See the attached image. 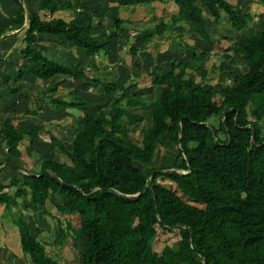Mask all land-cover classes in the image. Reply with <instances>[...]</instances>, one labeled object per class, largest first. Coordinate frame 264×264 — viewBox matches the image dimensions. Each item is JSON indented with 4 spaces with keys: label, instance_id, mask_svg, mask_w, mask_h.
Instances as JSON below:
<instances>
[{
    "label": "trees",
    "instance_id": "16d2710c",
    "mask_svg": "<svg viewBox=\"0 0 264 264\" xmlns=\"http://www.w3.org/2000/svg\"><path fill=\"white\" fill-rule=\"evenodd\" d=\"M102 1L109 5L40 0L35 11L24 0H13L18 11L0 27V39L12 41L18 40L15 31L25 28L20 45L23 66L15 76L3 75L11 92L22 90L21 85L9 84L14 78L23 82L30 74L40 82L38 98L51 110L88 108L92 99L75 90L61 94L62 82L50 81L64 76L102 89L114 110L108 115V106L87 111L69 145L42 127L0 122L6 149L0 173L5 168L14 173L0 183V221L9 217L18 228L22 254L31 264H62L47 246L68 244L76 228L73 218L78 219L84 238L82 250L75 246L78 264H264V26L242 40L237 34L239 46L227 49L236 54L243 48L249 71L231 73L229 82L221 86H205L198 83L195 70L213 55L214 38L234 41L228 34L212 32L210 21L222 26L225 13L235 19L240 31L254 21V15L238 12L228 0H172L177 12L169 19L154 18L155 24L137 31L142 44L134 43L129 50L138 55L157 37L168 35L176 41L177 53L186 55L153 72L158 91L150 98L134 89V79L123 83L89 75L87 66L95 65L93 59L88 65L67 64L41 47L45 37H52L84 54L113 55V44L132 29L127 25L132 21L121 12L165 2ZM41 11L53 16L43 17ZM60 11L80 13L66 20L54 16ZM107 24L113 29L105 37L94 32ZM181 32L196 34L207 46L198 48ZM199 79H208L207 70ZM150 108L151 123L136 141L133 126L143 122L145 115L132 110ZM31 112L40 113L36 108ZM22 132L30 137L26 154L38 170H25L18 162L24 164L18 156ZM45 132L48 140L42 136ZM35 140L48 142L49 154L35 149ZM167 143L177 149L174 163L156 164L160 146ZM58 153L63 159L55 158ZM48 203L64 217L54 216L53 242L46 241L43 230L30 222L33 213L52 215ZM159 229H178L180 247L167 244L157 251Z\"/></svg>",
    "mask_w": 264,
    "mask_h": 264
},
{
    "label": "rangeland",
    "instance_id": "374dc122",
    "mask_svg": "<svg viewBox=\"0 0 264 264\" xmlns=\"http://www.w3.org/2000/svg\"><path fill=\"white\" fill-rule=\"evenodd\" d=\"M9 0H0V6L3 5V10H0V27L3 25L1 20L6 18L4 22H8L10 16L12 14H15L16 8L18 6L14 3L13 5L8 2ZM87 3L97 4L100 1L103 3L102 0H85ZM232 4H234L237 8L238 12H248L251 11L254 15V21L251 22L245 29L238 30V24L235 22V19L232 16H228L225 13H223V20H222V26H218L210 21V29L212 32H218L220 35H229L231 38L234 39L233 42H229L226 38H220L219 36H216L214 38V42L216 44L214 48V53L211 57H209L204 63H202L201 66L196 68L195 73L197 75V79L199 80V84H203L205 86H209L210 84H217L218 86H221L223 84H226L229 82L230 74L233 73L235 75L239 74L240 72H247L250 69V60L245 53L243 48L239 49L238 53H234L232 50L227 51L229 47L233 46H239L242 39L247 38L251 33H253L255 30L262 28L264 26V0H228ZM6 2V4H5ZM38 5L37 0H24V4L29 7V3ZM100 2V3H101ZM5 8V9H4ZM7 8V9H6ZM177 6L172 0H165V2H155L150 5H143V6H137L135 9H124L121 12V16L132 21L127 23V25H130L132 27L131 31L129 32V39L128 43L125 42L124 47L121 43H119V47L122 50H120L119 55H117V62H120L121 66H127L130 69V72L132 74H126V73H120L122 71L118 70L115 73L112 72L111 67V61L110 57L111 55H85L82 58L83 62L84 60L88 59H94L97 64H100V70L99 72H96L94 68H90L91 73L97 74V76H101L104 78H107L108 80H115L119 79L122 80L121 82L127 83L130 79H134L137 82V86L134 88L137 92L148 94V96L151 98L152 94L155 91H158V88L153 86L152 79H153V72L158 69L160 65H162V55L161 51H168L165 55L167 63L173 58H182L184 55H180L179 52L177 53V43L173 40V38L167 36L163 37H157L154 41L149 43V49L147 51H141L138 53V55H132V53L129 51L131 46L134 44V42H137V45L142 44V41L140 44L139 41L136 40V32L140 31L141 29L145 28L146 26H152L157 21L154 18H165L169 19L174 13L177 12ZM41 14L43 17L50 18L53 15H51L49 12L41 11ZM2 15H4L2 17ZM14 16V15H12ZM54 16L56 17H63L66 20H70L73 18V13L70 11H60L56 13ZM108 25V24H107ZM99 33H104L102 36L106 35L107 32H109V26H106L105 28L97 29ZM17 34V41H12L11 39L7 38L5 39L7 42L6 46L9 47L10 50L18 51L17 49L20 48V45L23 44V36L25 34V28L15 31ZM181 34L185 38V40L189 43L194 44L198 48L206 47L207 45L204 44V42L200 41L196 34H192L190 32L188 33H178ZM237 34H240L241 40H237ZM126 37V40L127 38ZM123 38V37H122ZM11 40V45L9 44V41ZM1 41V40H0ZM49 47H54L58 45L56 41H48ZM17 47V48H16ZM68 48V52L65 55V57H59L60 59L66 60L65 58H71L72 61L76 59L79 60L81 58L76 52H73L71 46H66ZM51 48V50H52ZM74 48V47H73ZM119 48V49H120ZM14 51V52H15ZM2 52V51H1ZM75 53V55H71ZM55 51H48V54L57 58L56 55H54ZM4 54H7V51H4L0 54V57H2ZM182 54V52H181ZM232 56L231 58H226V56ZM10 53L8 55H5L7 59L13 60L14 58L11 57ZM154 56V59H156V66L153 67L154 59L152 58ZM170 58V59H169ZM2 59V58H0ZM113 59V58H111ZM7 60H3L4 63H6ZM18 64L24 62V58L21 56L20 59L17 60ZM16 61V62H17ZM8 62V61H7ZM94 62V61H93ZM169 62V63H170ZM108 65L109 72L113 75H110L109 72L106 74V70H104L105 65ZM1 65V64H0ZM87 65V63H85ZM213 66L216 67V70H213ZM89 67V66H88ZM91 67V66H90ZM134 68V69H133ZM137 69V70H136ZM121 70V68H120ZM134 70V71H131ZM207 70L208 72V79L206 81H202L199 79L200 74ZM89 71V70H88ZM119 71V72H118ZM90 72V71H89ZM138 72V73H137ZM106 74V76H105ZM58 81L63 82L62 76L56 77ZM40 83V82H39ZM66 84V83H65ZM64 84V85H65ZM64 85H61V94H68L71 90H77L82 91L81 96H85L82 98L92 99L90 106L85 108V110H72L69 109L63 116L56 117L55 113H48L49 111H44V109H40L39 111L41 115L35 116L37 119H32L31 121L24 119V116L21 117L19 122L17 121V117H12L7 120H10L12 122L17 123L19 126L27 125L28 127H36V126H42L46 131H50L55 136L63 140L64 142L69 145L76 135L79 127V118L87 111L92 110L93 108H96L98 106H108L109 99L103 95L102 89H92L91 87H87L85 84H80V87H75V84H68L66 87ZM31 93H27L29 97V101H31V104H34L35 101L37 103H40V100L38 99V84L36 83L34 86V89L31 90ZM84 92V93H83ZM90 93V94H89ZM83 94V95H82ZM89 94V95H88ZM88 95V96H87ZM70 98V96H68ZM108 112L106 115L113 113L114 110L109 108L108 106ZM133 112H139L143 113L145 115V120L141 123H138L133 126L132 130V137L136 141L141 140V135L143 129L148 126L150 121V109H134ZM16 116V115H15ZM218 119H213V122L218 124ZM27 122V123H26ZM26 123V124H25ZM42 136L48 140V134L42 133ZM30 137L27 133H22V142L19 148V159H23L24 164L21 161H18L19 164L23 166L25 170H38V165L35 164L34 160L29 158L27 156L26 147L29 144ZM168 141V139H166ZM46 142V141H45ZM47 146H49V143L46 142ZM37 148L39 151L46 150V146L43 142H38ZM49 154V150L46 152ZM0 154L2 152L0 151ZM177 155V149L170 145V143H167L166 145L160 146L158 150V158L156 161V164L160 163H167V164H173L175 161V157ZM55 158L63 159V155L61 153H58V155L55 156ZM168 181V180H166ZM55 201L58 203L60 202V199L57 197H54ZM49 204V211L52 215H41L40 213H33L30 215V222H34V225H37L43 230L42 237L48 241L53 242L55 240V227H56V220L54 216L64 218L63 216H60L58 213L56 207H54L51 203ZM3 212V206H0V213ZM73 225L76 227L74 228V231L72 232V236L68 238V244L64 247H60L56 244H51L47 246V249L49 253L59 258L60 262L62 264H78V257H77V250L83 249L84 244V238L82 235L81 230L77 227L79 226V221L77 218H73ZM180 235L179 230L174 229L172 231L163 232L162 229H159L158 236L155 240V248L157 251H161L167 244L179 248L178 245L180 243ZM74 246V247H73ZM77 246L78 249L75 248ZM0 259L2 261V264H31L28 257L24 256L22 254L21 246H20V238H19V232L18 228L13 224L11 219L4 218L0 221Z\"/></svg>",
    "mask_w": 264,
    "mask_h": 264
},
{
    "label": "crops",
    "instance_id": "0c3cea01",
    "mask_svg": "<svg viewBox=\"0 0 264 264\" xmlns=\"http://www.w3.org/2000/svg\"><path fill=\"white\" fill-rule=\"evenodd\" d=\"M37 1L39 3L40 0H37ZM8 2H10L12 5L14 4L13 0H9ZM5 4H6V2H5ZM108 5L109 4L107 2L103 1L102 7L105 8ZM38 6H39V4L36 5V7H35L34 4H32L30 2L29 3V7L28 6L27 7L30 10L33 9V10L36 11V10H38ZM1 9L3 10V5L0 6V10ZM17 11H18V8H16L15 14L17 13ZM77 13L79 14L80 12H77ZM15 14H12V15H15ZM78 14L77 15L74 14L73 15V18H77L78 17ZM12 15L10 16V18L12 17ZM3 16L4 15H2V17ZM10 18H9V20H10ZM5 20H6V18H4L3 20H1V22H2L1 25H5L7 23V22H4ZM9 20H8V22H9ZM106 26H109V31H111L113 29V26L112 25H104L102 27H95L93 30H94L95 33L99 34L100 37L103 38L106 35L102 36L104 33H99L97 29L105 28ZM128 35L129 34H125L124 37L121 40H117L113 44V48L112 49H113V52H115V54H113V55L111 54V57H110L111 67H113L112 68V72L113 73H115V69H116V71L118 70V67H119V71H122V72H119L118 71L119 74L120 73H123V72L126 73V74H128V73L129 74H132L133 73V72L132 73L130 72V69H129L128 66H127V68L125 66H123V65L121 66L120 62H117L118 60H117V58H115V57H117V55H119L120 50L123 49L122 46H121V48L119 47V43H121L123 45V47H124V44H125L124 42H127L128 43V39H129ZM126 37H128L127 40H126ZM5 39H7V38H1L0 39L1 40L0 41V54L2 52H4V51H7V54H4L2 57H0V58H2V59H0V64H1L0 65V122H4L5 120H7L9 118H12L13 116L14 117H17V121L18 122H19V120L21 119L22 116H24V119L29 120V121H31L32 119H37L35 117L37 115L33 114V112H31V111L34 108H36L37 110H39V107H40V109H44V111H49L48 113H50V114L55 113V116L56 117L63 116L69 109H66V110H62L61 109V110H58V111L57 110L56 111L55 110H51L48 106L44 105L39 98L38 99L40 100L41 104L40 103H37L36 101H35L34 104H31V101H29V97L30 96L28 94L32 92L31 90L34 89V86H35L36 83L38 84V89H39V86L40 85H39V82L37 81V79L35 77H33L32 75H30V74H27L24 77V81L23 82H20L17 78H14L9 83L12 86L21 85L22 90H19L17 92H11L10 89L6 88L7 87V84L4 83L3 75H6L7 72H10L11 74H13L15 76L16 73L18 72L19 68L23 66V63L24 62L18 64V61L17 60L20 59V57H21L20 56V48L17 49L18 50L17 52L15 50H10V48L9 47L7 48V46H6V44H7L8 41H6ZM47 40L48 41H52V42L53 41H56L59 44L56 45V46H54L52 48V47H49V44L48 43H46ZM136 40L139 41V40H141V38L140 37H136ZM140 42L141 41H139L138 43L140 44ZM134 43L137 44V42H134ZM9 44L11 45V40L9 41ZM41 44H42L41 47H43L44 50L47 51V53H48L49 50L50 51H55L54 55L57 56L56 59H58L61 62L67 63V64H70V63H81L82 65H85V63H87V65H88L89 64L88 62L91 60V58L88 59V60H84V62H83V59L84 58H82V57L85 56V55H87V56H89V55L92 56L93 55V54H84L80 50H76L75 48H73L71 46L73 52H76V54H78L81 58H79V60L76 59V61L75 60L72 61L71 58H69V59L68 58H65L66 60H63V59H60L59 57H65V55L68 52V48L66 46H70V45L61 43L60 41H58L57 39L52 38V37H45L44 40L41 42ZM51 48H52V50H51ZM167 52L168 51H161V55H162V57H161L162 58L161 59L162 60V65H164V64L167 63L166 57H165V55H168V54H166ZM9 53H10V55H12L11 57L14 58L13 60L7 59V57H5V55H8ZM71 55H75V53L72 54V52H71ZM111 58H113V59H111ZM3 60H7L8 62L6 61V63H4ZM93 61H94L93 63H95V65H93L91 67H90V65H88L89 67L87 66L88 67V70L90 71V72L88 71V74L89 75H95V76H97V74H95L93 72L91 73L90 68H94V70L96 72H99V70H100L99 69L100 68L99 65L100 64H97V62H95L94 59H93ZM117 65H118V67H116ZM105 67L106 68H104V70H106V74H107L109 72V70H107L108 69V65L106 64ZM120 68H121V70H120ZM131 71H134V70H131ZM113 73L111 74L109 72L110 75H113ZM106 74H105V76H106ZM56 77H58V76H56ZM56 77H54L50 81L58 82V80H56L57 79ZM62 77H63L62 78L63 79L62 80L63 82H62L61 85H64L66 83L64 85V87H66L68 84H75V87H80V84H85L84 81L73 82L71 80V78H66L64 76H62ZM64 78H66V80H64ZM76 93H78V94L81 95L82 91H77L76 90ZM38 115H41V114L39 113ZM10 116H12V117H10ZM20 126L21 127H25V128H35V127H28L27 125H22V124ZM36 127H42V126H36ZM22 133H25V132H22ZM38 142H41V141L35 140V143H34V148L37 149V150H38V148H37ZM44 145L46 146V148H45L46 150L39 151V152H45L46 153L49 150V147L47 146V144L44 143ZM5 150L6 149L4 148L3 143H2V134H1V130H0V151L2 152V154H0V159L1 160L4 158ZM2 167H3V165L0 163V169ZM13 174L14 173L11 172L9 168L3 169L2 172L0 173V183L1 182H4L9 177H12ZM2 213H0V214H2Z\"/></svg>",
    "mask_w": 264,
    "mask_h": 264
},
{
    "label": "water",
    "instance_id": "95a60500",
    "mask_svg": "<svg viewBox=\"0 0 264 264\" xmlns=\"http://www.w3.org/2000/svg\"><path fill=\"white\" fill-rule=\"evenodd\" d=\"M27 23H29V20L27 19ZM149 188V186H147L146 188H145V190H147Z\"/></svg>",
    "mask_w": 264,
    "mask_h": 264
}]
</instances>
